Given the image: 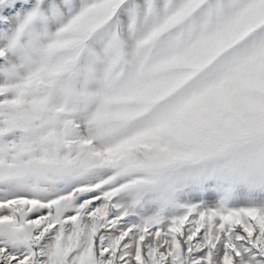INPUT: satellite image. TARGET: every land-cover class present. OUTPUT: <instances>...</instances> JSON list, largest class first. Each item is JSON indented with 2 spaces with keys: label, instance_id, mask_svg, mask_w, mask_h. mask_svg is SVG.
<instances>
[{
  "label": "snow or ice",
  "instance_id": "obj_1",
  "mask_svg": "<svg viewBox=\"0 0 264 264\" xmlns=\"http://www.w3.org/2000/svg\"><path fill=\"white\" fill-rule=\"evenodd\" d=\"M0 264H264V0H0Z\"/></svg>",
  "mask_w": 264,
  "mask_h": 264
}]
</instances>
